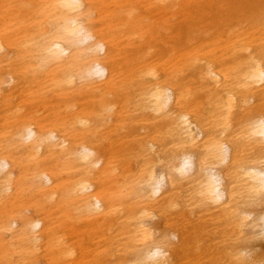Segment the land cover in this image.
I'll return each mask as SVG.
<instances>
[{
  "label": "bare ground",
  "instance_id": "bare-ground-1",
  "mask_svg": "<svg viewBox=\"0 0 264 264\" xmlns=\"http://www.w3.org/2000/svg\"><path fill=\"white\" fill-rule=\"evenodd\" d=\"M75 221L97 264H264V0H0V264Z\"/></svg>",
  "mask_w": 264,
  "mask_h": 264
},
{
  "label": "rangeland",
  "instance_id": "rangeland-1",
  "mask_svg": "<svg viewBox=\"0 0 264 264\" xmlns=\"http://www.w3.org/2000/svg\"><path fill=\"white\" fill-rule=\"evenodd\" d=\"M248 0H240V2L245 3ZM233 9H235L233 7ZM179 20H172V23L178 24ZM247 26L246 22H241L238 25V28H244ZM194 28V26L192 27ZM222 27L221 25H214V28L211 29V31H207L209 34H214L218 30H220ZM236 28V29H238ZM201 30H197V32H200ZM197 32L193 34L194 37H197ZM170 45H165V48H169ZM123 148L117 147L115 148L116 151L122 152ZM52 212V218L57 219L60 218L61 214L56 212L55 209L51 210ZM27 215H30V212L26 213ZM75 218V217H74ZM61 221V220H60ZM67 230L70 229L66 235L68 237L69 243H72L74 255L72 259V263L68 262L67 264H97L96 260V253H97V247H99L98 241L100 240L97 238L99 234L92 233V229L86 225L83 221H75L73 224H70L66 228ZM252 254L258 255V256H264V239H257L252 244L251 249ZM1 263V259H0ZM33 264H48L44 258H38L37 261Z\"/></svg>",
  "mask_w": 264,
  "mask_h": 264
}]
</instances>
